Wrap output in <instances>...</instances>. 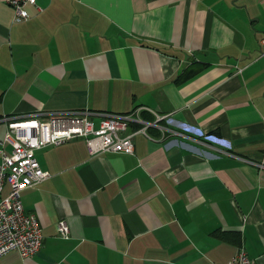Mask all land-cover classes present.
Returning a JSON list of instances; mask_svg holds the SVG:
<instances>
[{
  "label": "crops",
  "instance_id": "crops-1",
  "mask_svg": "<svg viewBox=\"0 0 264 264\" xmlns=\"http://www.w3.org/2000/svg\"><path fill=\"white\" fill-rule=\"evenodd\" d=\"M36 4L16 20L0 0V115L140 107L163 130L132 153L37 148L45 178L19 196L41 243L0 264H226L239 247L264 264V0Z\"/></svg>",
  "mask_w": 264,
  "mask_h": 264
},
{
  "label": "built area",
  "instance_id": "built-area-1",
  "mask_svg": "<svg viewBox=\"0 0 264 264\" xmlns=\"http://www.w3.org/2000/svg\"><path fill=\"white\" fill-rule=\"evenodd\" d=\"M12 10L13 19H26L27 6L38 10L36 0H4ZM264 51V38L260 39ZM140 107L117 112L90 108L63 110L33 109L23 114H1L5 129L0 137V255L14 249L21 256L33 254L40 246L41 233L33 212L25 211L20 192L45 178L34 151L46 144H56L65 139L80 137L86 150L93 155L103 151L132 153V136L144 132L151 122L139 114ZM94 117L97 118L96 123ZM159 116H157L158 118ZM156 118V119H157ZM141 127L129 130V124ZM174 131V130H173ZM176 132V131H175ZM9 145L6 152L3 144ZM55 231L68 235V224L60 218ZM226 264H258L239 247Z\"/></svg>",
  "mask_w": 264,
  "mask_h": 264
},
{
  "label": "trees",
  "instance_id": "trees-1",
  "mask_svg": "<svg viewBox=\"0 0 264 264\" xmlns=\"http://www.w3.org/2000/svg\"><path fill=\"white\" fill-rule=\"evenodd\" d=\"M203 65H204L203 63H195V64L189 63L187 66L184 67L183 71L180 73L179 78H185L186 76L191 75V73H193L198 68L203 67Z\"/></svg>",
  "mask_w": 264,
  "mask_h": 264
},
{
  "label": "rangeland",
  "instance_id": "rangeland-1",
  "mask_svg": "<svg viewBox=\"0 0 264 264\" xmlns=\"http://www.w3.org/2000/svg\"><path fill=\"white\" fill-rule=\"evenodd\" d=\"M141 116V115H140ZM142 117V116H141ZM160 117H162V115L161 116H159L157 119L155 118L154 120H149L150 122H151V124H148V125H146L145 126V128L146 127H148L149 125H157L159 128H161V130H163V125L162 126H159L158 125V119L160 118ZM143 118V117H142ZM157 122V123H156ZM133 123V125H134V127H137V128H139V127H141V124H139V123H134V122H132ZM145 128H144V132H145ZM131 129H133V128H131ZM131 129L130 130H127V131H131ZM108 152H112V151H108ZM124 153V152H123Z\"/></svg>",
  "mask_w": 264,
  "mask_h": 264
}]
</instances>
